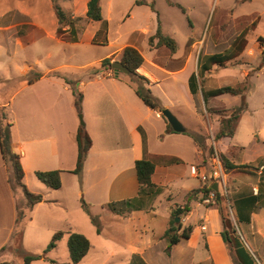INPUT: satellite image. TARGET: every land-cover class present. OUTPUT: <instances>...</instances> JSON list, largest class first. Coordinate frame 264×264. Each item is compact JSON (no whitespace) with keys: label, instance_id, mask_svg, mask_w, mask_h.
Returning a JSON list of instances; mask_svg holds the SVG:
<instances>
[{"label":"crops","instance_id":"obj_1","mask_svg":"<svg viewBox=\"0 0 264 264\" xmlns=\"http://www.w3.org/2000/svg\"><path fill=\"white\" fill-rule=\"evenodd\" d=\"M136 1L99 0L101 19L93 21L86 16L88 0H0V117L4 114L0 126L10 125L9 148L18 156L22 183L28 191L37 194L40 189L28 186L27 175L52 170L61 171V178L63 174H71L77 155L75 136L78 128L83 127L91 144L80 174L72 173V194L76 192L77 196L101 204L103 216L108 219L105 222L118 225V232H112V238L117 236L121 240L117 250H104L103 264L111 262L108 259L119 264H246L245 253L224 242L218 209L209 205L212 200L204 203L201 191L188 197L203 186L198 175L208 169L210 150H214L229 164L245 166L226 170L236 172L235 177L243 174L248 181L232 183L228 200L234 207L233 217L241 222L240 232L264 262V149L249 159L244 158L246 146L237 136L242 113L231 136L214 141L204 135L201 148L189 135L201 136L200 130L195 129L193 121L190 122L193 127L186 129L180 118L198 117L195 96L199 86L193 74L195 58L199 60L200 56L202 78H206L205 90L201 91L206 96L203 103L207 110L215 103H224L222 100L227 96L235 102L224 103L223 113L241 99L246 104L243 112L249 109L252 82L241 95H210L221 87H236L231 68H222V73L214 75L209 70L210 63L223 66L236 60L244 47L238 40L223 51L199 50L202 33L193 31L196 21H201L203 27L214 7L211 19L215 24L224 9L217 7L220 0H139V4ZM253 2L261 6L249 11L236 10L233 16L243 13L248 18L257 13L258 20L251 30L256 32L264 15V0H246L239 6ZM169 11H175L178 18L183 15L189 33L179 34L178 23L169 17ZM112 22L116 23V29L122 25L129 28L123 42H118L119 33L110 38ZM158 26L163 35L174 41V51L156 45V39L149 45L148 39ZM241 33L242 42H246L245 31ZM257 41L262 55L263 35ZM83 44L84 48L101 46L109 50L93 61L79 60ZM126 46L136 49L143 58L136 73L147 82L139 83L155 96L163 109L170 110L184 132L167 131L168 123L161 111L145 106L135 93L136 85L126 83L120 72L110 75L100 69L93 73L105 58H111V63L119 61ZM167 81L171 83L163 86ZM212 81L218 84L214 86ZM73 87L82 95L83 126L74 107ZM263 100L264 94L261 97L264 108ZM218 116L215 133L220 120L229 115ZM258 132L254 129L251 133L256 143H259ZM140 159L149 160L154 166L151 182L159 190L154 197L138 193L134 162ZM7 164L0 150V232L10 239L17 230V205H26V198ZM124 200H132L131 210L120 204ZM111 203L117 204L118 213L109 209ZM224 204L223 201L221 205ZM184 205L189 211L175 219L177 233L186 227H191V232L188 238L180 239L166 251L164 233L172 212ZM232 235L236 245H241L238 234ZM6 243L0 244V250ZM6 253L0 255V264L11 261L8 258L12 248Z\"/></svg>","mask_w":264,"mask_h":264},{"label":"rangeland","instance_id":"obj_2","mask_svg":"<svg viewBox=\"0 0 264 264\" xmlns=\"http://www.w3.org/2000/svg\"><path fill=\"white\" fill-rule=\"evenodd\" d=\"M245 1L246 0H220V2L217 4V7L219 8L220 6L224 9L219 16L218 21L213 24V18L211 19L213 15V7L209 15L207 14V19L203 27L201 21H196V27L193 31L195 33H202L199 38L201 39L199 50L202 51L204 49H208L210 52L223 51L229 47V44H233L238 40L242 43V49L244 47L243 51L241 52L242 55L236 60L225 62L223 66H220L217 62L210 63L209 70L213 71V74L216 75L218 72H223L222 68H231L235 74L233 78L231 77L232 79H236L235 88L240 90L245 89V91H247L252 82L253 86L251 85V90L248 95L249 109L245 112H242L237 133L238 138L243 143L242 145L246 146L244 158L249 159L251 155H254L255 153H261L264 149V108L261 107V97L264 94V62H262V55L260 53L261 50H259V43L257 41V38L262 35L264 39V15L262 16L261 23L258 26L256 32H251L254 23H256L258 20V14L254 13L248 18L244 17L243 13L237 14L235 16H233V14H235L236 10L249 11L251 9L259 8L261 5H259L257 2H253L251 4L246 3L242 6H239ZM173 12L175 11H169V17H174L176 19V22L178 23L177 31L182 36H185L187 33H189V30L186 27L183 15L180 14L181 17L178 18L179 15ZM215 16L216 11L214 12V17ZM116 27V23L112 22L110 38L113 39L115 36H117L116 34L119 33L120 39L118 42H123L125 34L129 28L125 25H122L120 29H116ZM242 31H245L244 39L246 42H242ZM260 42L262 43V41ZM83 46L84 44L82 47ZM106 50L109 49L101 46H89L84 48L82 52L79 53L77 59L93 61L100 55H104ZM202 59V56L199 57V60L195 58L193 74L195 80L197 81V86H199L198 92L195 96L198 117L189 119L186 116H180V118L184 125H186L184 126L186 129H191L194 126L196 127L195 129L200 130L198 133H200L203 139H205V137L212 139L216 131V126L214 124L220 119L218 114L221 113L224 115H229L230 111L234 107L239 106L241 102L238 104L237 100L235 106H230V109H226V111L223 113V109L225 110V105H223L224 103L227 104L229 102H235L227 96L222 100L224 103H215L210 106V110H207V107H205L202 100V94H204L202 91L205 90L204 86L206 83V78H202ZM190 66L191 64L189 63V67ZM119 76L123 78L129 85H136L129 73L125 74L120 72ZM210 79L213 80V76H211ZM213 81L212 85L215 86L218 84L216 81ZM170 83L171 81H167L166 83L162 84L164 86V84L166 85ZM229 86L234 87L232 85ZM72 89H74V87ZM245 91H243V93H245ZM149 94L155 97L151 92ZM211 111H214L215 113ZM78 115H81L83 122L81 111L80 113H77V117ZM191 121L194 122L193 126L190 124ZM254 129L259 131V143H256V141L253 139V136L251 135ZM224 144L225 143L223 142L220 148H222ZM210 153L211 156L212 153L215 154L214 150ZM216 154L220 158V153L217 152ZM237 159H239V161L241 160V158ZM7 165L11 168L10 163ZM34 173L27 175L26 182L31 189H40V193L37 194L42 196L43 201L39 202L38 204H34L29 211H27L28 208L24 203H18L17 205V218L22 217L20 222H17L18 224L16 226V229L21 231L20 252L22 254L32 255L43 254L54 233L62 232L63 235L55 242L54 248L45 253L46 259L34 260L29 264H70L66 241L68 235L72 232L83 235L91 244L88 253L78 264H103V259L106 256L104 250H117L118 247L121 246V240L116 238L117 236H115L114 239L112 238V232H118V225L115 222H105L108 219L103 216L104 208L101 204L98 202H90L89 198L87 197L77 196L76 192L72 194V173L63 174L62 178L60 175L61 185L58 189H51L43 185L36 179ZM234 174L237 173L225 171L223 179L224 185L222 186V189L223 187L225 188L223 191H219V193L217 192L222 202L224 201L225 203L224 206H221L223 208L224 214L227 215V219L230 222L233 234H238L240 237L237 239V241L239 240L241 245L238 246L235 243L236 238L232 235L233 248L235 251L236 249H239L241 254L245 253L246 264H264L260 254L250 248L248 239L242 232H240L241 227L238 228V225L241 222L238 221L235 216L233 217L234 207L231 203V200H228L229 188L232 183L243 184L248 182L246 180L247 178L243 174L236 175V177ZM250 180L252 182L253 178H250ZM254 181H256V179H254ZM262 184L264 187V183ZM83 203L87 205V208L83 206ZM26 212L27 216H25ZM90 216H93L97 219L99 233H97L96 226L92 223ZM13 234L9 239V237H6L3 232H0V244L6 243L7 240H9L8 243L4 244L1 248L0 255L7 254L6 251H8L11 247L12 253L8 259H10L13 264H21V255L14 250ZM51 260L55 263H51ZM108 261L111 262L104 264H119L118 261L113 262V259H108Z\"/></svg>","mask_w":264,"mask_h":264},{"label":"trees","instance_id":"obj_3","mask_svg":"<svg viewBox=\"0 0 264 264\" xmlns=\"http://www.w3.org/2000/svg\"><path fill=\"white\" fill-rule=\"evenodd\" d=\"M136 4L141 3V1H136ZM181 11L183 9L181 8ZM86 16L88 19L93 20V21H99L101 19V10H100V5H99V0H88L87 3V12ZM156 39L157 43L156 45H164L166 46L170 51L175 50V43L174 41L168 37L165 36L161 33L159 26L157 27L154 35L149 37L148 43L150 46L153 44V40ZM262 41V40H260ZM264 51L262 53V62H264ZM124 67H126L129 71V74L134 78V82L136 83V88H135V93L136 95L140 98V100L144 103L145 106L152 110H156L158 112L162 111V107L160 106L158 100L151 96L149 93L150 91L142 86V84L139 83V81H144L147 82L146 78L143 76H140L136 73V69L142 64L143 58L140 55V53L134 49L131 46H126L122 49L121 55L119 58V61ZM100 69H103L105 71H108L110 75H113V69L111 68V58H105L101 61L100 68L93 70V73H98ZM137 80V81H135ZM72 93L74 96V107L80 113V107H81V99L82 95L81 93L76 90L75 88L72 89ZM243 93L242 90L235 88V87H221L218 88L210 93V95H221V94H229V95H241ZM203 101H206V96L203 94ZM263 105H264V100H263ZM246 109V104L243 99H241V103L239 106L233 108L229 114V116L224 117L220 120V127L219 130L214 134L213 139L214 141H219L221 138L226 137V136H231L234 130V127L241 115V113ZM4 118V114L0 117ZM9 124H1L0 126V150H1V155L2 159L10 163V166L13 171L14 175V181L16 185L21 189L24 197L26 198V206L28 210L32 208L34 204H37L41 201H43L42 196L40 194H34L28 191V189L25 187V185L22 183V178H23V172L20 167L19 161H18V156L13 154L10 151L9 148V137H10V131H9ZM167 131H172L171 127L168 125ZM189 135L192 137L194 142L198 147H202V142L203 138L201 136H197L196 134H191ZM75 141H76V146H77V155H76V163H75V168L70 172L76 175H79L83 162L86 158L87 151L90 147L91 140L87 133L85 132L83 127H79L75 136ZM212 152V150H210ZM220 159L222 161V164L225 168V170H230L234 168H241L245 166H236L229 164L227 160L220 155ZM134 168H135V173H136V180L138 184V193L139 195H148L151 197H154L155 195L158 194L159 190L154 186L151 182V175L153 173L154 166L152 162L146 159H140L136 160L134 162ZM60 174L61 171L59 170H52V171H36L34 173L36 179L45 185L48 188L51 189H58L61 185L60 181ZM201 191L202 193V198L207 196V194L211 191V187H206L202 186L199 190H194L192 191L188 197H192L194 193H197ZM221 198L215 192L214 198L212 199L210 206L213 205L218 209V212L221 217V222H222V231H221V236L224 240V242L231 244L233 246V238H232V228L230 225L229 220L227 219V215L224 214L223 208L221 206ZM121 205L126 208L127 211L132 209V200H124L120 203ZM83 206L87 208V205L83 203ZM109 209L114 212L118 213L117 209V204L111 203L108 205ZM189 211V208L187 205H184L182 208H176L171 215V219L169 222V228L165 231L164 233V238L167 241V249L166 251L169 250V248L176 244L180 239H186L188 238L190 232H191V227H186L184 228L180 234L177 233L178 228L177 225L174 222V219L176 217H181L185 215ZM22 217L17 218V222H20ZM92 223L96 226V231L99 233V226H98V221L95 217L90 216ZM62 232H56L53 234L50 243L48 244L46 250L43 252V254H37V255H32V254H22L20 252V246H21V231L16 230L14 231L13 234V245H14V250L21 255V264H29L31 261L34 260H39V259H46L45 253L55 246V242L59 240L62 237ZM67 249H68V254H69V260L70 264H77L81 261V259L86 255L90 248V243L86 237L79 233L72 232L68 235L67 241H66ZM51 263H55L54 261L51 260ZM1 264H13L11 261H3Z\"/></svg>","mask_w":264,"mask_h":264},{"label":"built area","instance_id":"obj_4","mask_svg":"<svg viewBox=\"0 0 264 264\" xmlns=\"http://www.w3.org/2000/svg\"><path fill=\"white\" fill-rule=\"evenodd\" d=\"M210 162L211 163L208 166V169L205 172L199 174L198 178L203 186L211 187L213 184H216V187L219 190L214 191L211 188V191L202 200L204 203H209L214 198L215 192L220 190L223 191V189L225 188L223 187L222 189V186L224 185L223 179L226 170L222 164L221 159L217 156L216 153H212ZM261 169L262 167H260V170Z\"/></svg>","mask_w":264,"mask_h":264},{"label":"water","instance_id":"obj_5","mask_svg":"<svg viewBox=\"0 0 264 264\" xmlns=\"http://www.w3.org/2000/svg\"><path fill=\"white\" fill-rule=\"evenodd\" d=\"M111 68L113 69V73L114 75H117L119 72L122 73H129L128 69L126 67H124L120 62L118 61H114L111 63ZM160 115L166 120V122L168 123V125L171 127V129L174 132L177 133H181L184 132V128L183 126L180 124V122L177 120V118L170 112V110L168 109H162V111L160 112ZM79 118V124L81 126H83V122L81 119V115H78ZM211 188L216 191V184H213L211 186ZM178 219V218H176Z\"/></svg>","mask_w":264,"mask_h":264}]
</instances>
